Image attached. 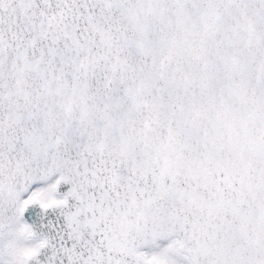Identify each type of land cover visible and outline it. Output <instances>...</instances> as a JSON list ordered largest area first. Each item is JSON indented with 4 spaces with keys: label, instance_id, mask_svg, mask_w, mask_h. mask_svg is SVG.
<instances>
[{
    "label": "snow or ice",
    "instance_id": "1",
    "mask_svg": "<svg viewBox=\"0 0 264 264\" xmlns=\"http://www.w3.org/2000/svg\"><path fill=\"white\" fill-rule=\"evenodd\" d=\"M0 264H264V0H0Z\"/></svg>",
    "mask_w": 264,
    "mask_h": 264
}]
</instances>
